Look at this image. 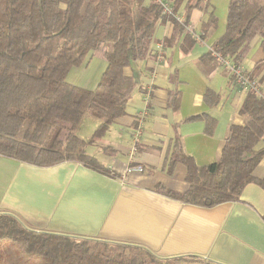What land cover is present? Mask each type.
Returning a JSON list of instances; mask_svg holds the SVG:
<instances>
[{"label": "trees", "instance_id": "1", "mask_svg": "<svg viewBox=\"0 0 264 264\" xmlns=\"http://www.w3.org/2000/svg\"><path fill=\"white\" fill-rule=\"evenodd\" d=\"M164 1L182 15L180 22L162 16L156 0H0V156L37 167L76 162L108 174L86 148L125 116L136 83L124 71L150 54L157 25L170 22L172 32L163 46L178 45L183 51L197 42L186 30L193 11L204 15L200 40L216 28L209 0ZM256 37L264 54V0H229L225 32L197 59V65L213 67L216 57L241 65ZM105 43L113 49L106 54L98 84L84 89L68 83L69 71L84 65ZM259 66L247 76L255 79ZM168 96L169 106L176 109L179 92ZM204 101L217 106L220 96L206 91ZM238 114L242 125L231 128L212 164L197 166L185 153L180 137H175L164 166L168 174L183 166L187 189L174 192L157 183L153 190L203 208L238 201L249 184L264 191V178L253 176L264 158V147L256 150L264 137V96L246 93ZM87 115L100 123L85 141L76 131ZM196 119L204 120L206 130L214 125L205 116L186 121ZM2 242H10L15 251L41 260L40 264H219L194 255L163 258L142 245L36 231L3 211L0 264H5Z\"/></svg>", "mask_w": 264, "mask_h": 264}, {"label": "crops", "instance_id": "2", "mask_svg": "<svg viewBox=\"0 0 264 264\" xmlns=\"http://www.w3.org/2000/svg\"><path fill=\"white\" fill-rule=\"evenodd\" d=\"M229 0H209L217 19L215 30L188 51L165 48L172 24L157 25L150 54L125 69L136 85L126 114L93 139L86 153L108 172L101 174L76 162L37 167L0 156V212L16 215L36 231L93 237L142 245L163 258L198 256L219 264H264V191L247 185L236 202L211 208L181 203L156 193L157 183L174 192H184L185 169L165 170V158L179 136L185 153L199 167L216 162L233 126L242 125L238 109L245 97L226 67L201 69L197 59L225 32ZM204 15L195 10L189 25L199 35ZM261 40H252L240 67L247 75L257 64L255 80L264 96V54ZM112 44H102L66 81L93 89L106 67ZM179 92L178 107L168 104L169 93ZM206 91L220 96L217 106L204 101ZM214 121L206 130L202 119ZM99 121L87 115L76 131L88 140ZM209 131V132H206ZM133 147L135 149H133ZM264 147L263 141L256 150ZM4 158V159H3ZM141 168L142 172L129 169ZM264 178V158L253 171Z\"/></svg>", "mask_w": 264, "mask_h": 264}, {"label": "built area", "instance_id": "3", "mask_svg": "<svg viewBox=\"0 0 264 264\" xmlns=\"http://www.w3.org/2000/svg\"><path fill=\"white\" fill-rule=\"evenodd\" d=\"M157 4L161 7V15L167 18H174L176 21L180 22L182 19V15L180 13H174L169 3L164 0H156ZM186 30L190 35L196 40L201 41L199 35H197L193 28L188 24L186 26ZM216 61L222 65H224L229 72L230 77L233 78V81L239 87V89L245 94L248 92L259 93V85L255 79L249 78L241 69L240 65H233L228 59H222L220 57H216ZM133 149H135L133 147ZM142 172L141 168H133L129 169L128 172L131 171Z\"/></svg>", "mask_w": 264, "mask_h": 264}, {"label": "rangeland", "instance_id": "4", "mask_svg": "<svg viewBox=\"0 0 264 264\" xmlns=\"http://www.w3.org/2000/svg\"><path fill=\"white\" fill-rule=\"evenodd\" d=\"M2 244L4 249L5 264H40L41 263V260L27 257L15 251L14 247L12 246V244H10V242H2Z\"/></svg>", "mask_w": 264, "mask_h": 264}]
</instances>
